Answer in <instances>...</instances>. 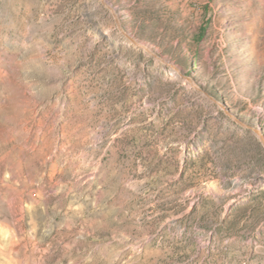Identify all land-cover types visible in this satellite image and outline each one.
Masks as SVG:
<instances>
[{"label": "rangeland", "instance_id": "obj_1", "mask_svg": "<svg viewBox=\"0 0 264 264\" xmlns=\"http://www.w3.org/2000/svg\"><path fill=\"white\" fill-rule=\"evenodd\" d=\"M0 264H264V0H0Z\"/></svg>", "mask_w": 264, "mask_h": 264}]
</instances>
